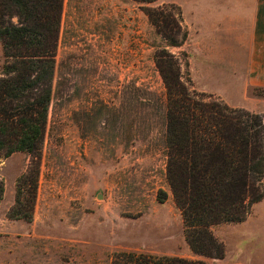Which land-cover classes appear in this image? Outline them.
<instances>
[{
    "label": "rangeland",
    "instance_id": "rangeland-1",
    "mask_svg": "<svg viewBox=\"0 0 264 264\" xmlns=\"http://www.w3.org/2000/svg\"><path fill=\"white\" fill-rule=\"evenodd\" d=\"M163 49L194 89L222 99L210 90L224 86L243 105L232 107L261 113L264 122V98L232 74L209 82L201 69L198 84L210 90L199 89L187 44L168 45L138 2L65 0L39 149L0 150V264H111L113 253L131 250L264 264V196L244 221L211 227L224 244L222 259L193 253L185 240L166 177V88L155 62ZM5 61L0 42V77ZM29 176L37 181L25 219L11 211L20 180Z\"/></svg>",
    "mask_w": 264,
    "mask_h": 264
},
{
    "label": "trees",
    "instance_id": "trees-1",
    "mask_svg": "<svg viewBox=\"0 0 264 264\" xmlns=\"http://www.w3.org/2000/svg\"><path fill=\"white\" fill-rule=\"evenodd\" d=\"M134 1L168 45L186 41L179 6L149 7L158 0ZM63 3L0 0V42L6 60L0 77V150L6 154L39 149L52 97ZM155 62L166 88V177L181 211L185 240L193 253L222 259L224 244L211 227L244 221L264 196L263 115L194 89L165 49L155 54ZM187 65L185 61L188 76ZM251 92L264 98V87L254 86ZM29 177L20 180L11 211L25 219L31 218L37 181ZM2 191L1 184L0 196ZM24 191L28 196L23 198ZM165 197L158 195L161 202ZM111 264L207 263L131 250L113 253Z\"/></svg>",
    "mask_w": 264,
    "mask_h": 264
},
{
    "label": "crops",
    "instance_id": "crops-1",
    "mask_svg": "<svg viewBox=\"0 0 264 264\" xmlns=\"http://www.w3.org/2000/svg\"><path fill=\"white\" fill-rule=\"evenodd\" d=\"M170 1L181 9L188 32L183 44H187V52L193 59L192 71L199 89L210 90L198 84L201 69L209 82L224 73L232 74L245 89L264 87V0ZM159 2L165 3L161 0L156 3ZM64 5L65 0L63 9ZM226 90L223 86L210 91L231 106H243L235 94H226Z\"/></svg>",
    "mask_w": 264,
    "mask_h": 264
}]
</instances>
